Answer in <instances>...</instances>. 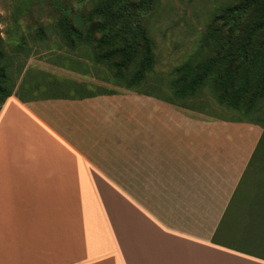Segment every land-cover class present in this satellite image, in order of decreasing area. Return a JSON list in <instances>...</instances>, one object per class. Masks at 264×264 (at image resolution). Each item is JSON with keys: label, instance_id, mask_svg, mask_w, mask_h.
Instances as JSON below:
<instances>
[{"label": "crops", "instance_id": "obj_1", "mask_svg": "<svg viewBox=\"0 0 264 264\" xmlns=\"http://www.w3.org/2000/svg\"><path fill=\"white\" fill-rule=\"evenodd\" d=\"M32 61L47 93L0 108V264H264L261 124Z\"/></svg>", "mask_w": 264, "mask_h": 264}, {"label": "trees", "instance_id": "obj_2", "mask_svg": "<svg viewBox=\"0 0 264 264\" xmlns=\"http://www.w3.org/2000/svg\"><path fill=\"white\" fill-rule=\"evenodd\" d=\"M153 2L77 0L65 4L54 19L59 40L55 49L104 67L109 74L103 81L119 92L155 96L192 111L204 109L189 102L210 88L221 106L261 124L253 117L264 113V0H239L216 15L199 47L174 70L168 96L162 95L161 83L149 81L157 63L155 42L140 17ZM34 39L41 42L49 36L38 30ZM6 45L0 34V108L13 95L15 84ZM26 45L20 41L16 55Z\"/></svg>", "mask_w": 264, "mask_h": 264}, {"label": "rangeland", "instance_id": "obj_3", "mask_svg": "<svg viewBox=\"0 0 264 264\" xmlns=\"http://www.w3.org/2000/svg\"><path fill=\"white\" fill-rule=\"evenodd\" d=\"M76 1L0 0V34L5 38L7 42L6 48L11 56L10 62L15 83L14 92L25 97L43 96L47 93V87L41 85V82L46 80L43 78L46 75L44 71L41 73L42 71L36 68L32 61L38 56L50 52L65 58L68 56L73 57V55L68 54L64 50L55 49L57 44H59V40L54 19L59 15L61 7L65 4H74ZM238 1L154 0L151 9L141 14V25L148 31L155 42L157 63L155 72L150 76L149 81L156 82L157 85L161 83L162 95L168 96L171 93L169 81L174 70L187 61L190 55L199 47L206 28L212 19L220 14L223 9L236 4ZM124 21L125 18L121 24H124ZM38 30H45L49 40L39 42L34 39ZM20 41L27 43V49L16 55L14 49ZM83 52L86 53V50ZM66 67L70 68L68 71L78 70V66L75 65L69 66L66 63ZM91 68L93 75L99 80H103L109 74L102 66L92 64ZM64 76V73L61 72L57 78H61L64 81ZM28 78L32 82L40 83L37 90L30 88ZM21 79L23 82H20V84L19 81ZM152 103L150 106H160L157 101H152ZM154 103L157 104L154 105ZM189 103L204 107L200 115L206 118L243 117L240 113L221 106L210 88H206L195 101H190ZM263 114L256 115L253 118L263 121L261 125L264 130ZM241 135L243 138L245 134ZM232 136L238 137V132L233 133ZM258 150L260 153L264 152V133Z\"/></svg>", "mask_w": 264, "mask_h": 264}]
</instances>
